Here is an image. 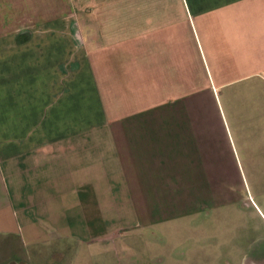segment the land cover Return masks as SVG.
<instances>
[{
	"label": "crops",
	"instance_id": "obj_1",
	"mask_svg": "<svg viewBox=\"0 0 264 264\" xmlns=\"http://www.w3.org/2000/svg\"><path fill=\"white\" fill-rule=\"evenodd\" d=\"M231 137L264 139V0H0V264L163 263L234 200Z\"/></svg>",
	"mask_w": 264,
	"mask_h": 264
},
{
	"label": "rangeland",
	"instance_id": "obj_2",
	"mask_svg": "<svg viewBox=\"0 0 264 264\" xmlns=\"http://www.w3.org/2000/svg\"><path fill=\"white\" fill-rule=\"evenodd\" d=\"M231 139L235 156L229 163V186L234 188V200L214 208L205 224L198 218L193 223L149 232L160 238L154 251L160 252L161 264H178L175 262L181 258L179 264H190L183 251L197 242L189 239L184 243L188 236H207L212 264H259L264 258V139L249 138L245 157L236 151Z\"/></svg>",
	"mask_w": 264,
	"mask_h": 264
},
{
	"label": "flooded vegetation",
	"instance_id": "obj_3",
	"mask_svg": "<svg viewBox=\"0 0 264 264\" xmlns=\"http://www.w3.org/2000/svg\"><path fill=\"white\" fill-rule=\"evenodd\" d=\"M259 264H264V258L261 261H259Z\"/></svg>",
	"mask_w": 264,
	"mask_h": 264
}]
</instances>
